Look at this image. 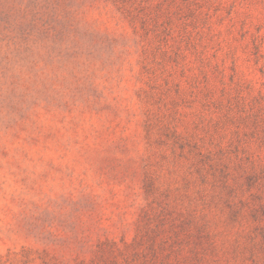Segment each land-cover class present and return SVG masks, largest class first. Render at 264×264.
Masks as SVG:
<instances>
[{
  "label": "rangeland",
  "instance_id": "rangeland-1",
  "mask_svg": "<svg viewBox=\"0 0 264 264\" xmlns=\"http://www.w3.org/2000/svg\"><path fill=\"white\" fill-rule=\"evenodd\" d=\"M0 264H264V0H0Z\"/></svg>",
  "mask_w": 264,
  "mask_h": 264
}]
</instances>
